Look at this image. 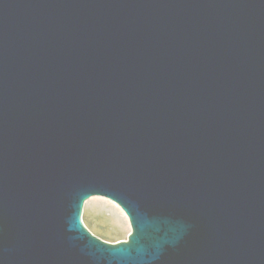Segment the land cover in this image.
Instances as JSON below:
<instances>
[{
  "label": "water",
  "instance_id": "water-1",
  "mask_svg": "<svg viewBox=\"0 0 264 264\" xmlns=\"http://www.w3.org/2000/svg\"><path fill=\"white\" fill-rule=\"evenodd\" d=\"M0 264H264V0H0Z\"/></svg>",
  "mask_w": 264,
  "mask_h": 264
},
{
  "label": "rangeland",
  "instance_id": "rangeland-1",
  "mask_svg": "<svg viewBox=\"0 0 264 264\" xmlns=\"http://www.w3.org/2000/svg\"><path fill=\"white\" fill-rule=\"evenodd\" d=\"M124 211L113 201L93 197L85 203L82 220L89 231L108 243L126 241L131 233ZM127 217V218H126Z\"/></svg>",
  "mask_w": 264,
  "mask_h": 264
},
{
  "label": "bare ground",
  "instance_id": "bare-ground-1",
  "mask_svg": "<svg viewBox=\"0 0 264 264\" xmlns=\"http://www.w3.org/2000/svg\"><path fill=\"white\" fill-rule=\"evenodd\" d=\"M126 216V215H125ZM127 218V217H126Z\"/></svg>",
  "mask_w": 264,
  "mask_h": 264
}]
</instances>
